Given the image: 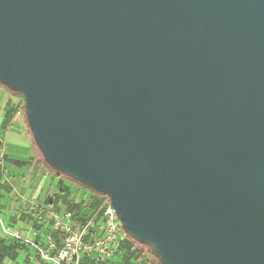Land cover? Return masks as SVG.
I'll return each mask as SVG.
<instances>
[{"label": "water", "instance_id": "water-1", "mask_svg": "<svg viewBox=\"0 0 264 264\" xmlns=\"http://www.w3.org/2000/svg\"><path fill=\"white\" fill-rule=\"evenodd\" d=\"M0 84L161 264H264V0H0Z\"/></svg>", "mask_w": 264, "mask_h": 264}, {"label": "crops", "instance_id": "crops-1", "mask_svg": "<svg viewBox=\"0 0 264 264\" xmlns=\"http://www.w3.org/2000/svg\"><path fill=\"white\" fill-rule=\"evenodd\" d=\"M36 155L37 150L20 99L0 84V218L2 228L10 232L20 231L24 237H31L35 229L41 235L45 234L44 229L34 226V222H37L38 213L46 211L45 208L51 209L43 201L47 202L52 179L42 171V167H38ZM43 188L48 190L45 200V194L41 195ZM97 198L100 200L101 197ZM4 217L8 224L3 220ZM2 228L0 264H42L31 248L6 239ZM51 229L54 230L52 226ZM51 234L53 237L59 235L56 231Z\"/></svg>", "mask_w": 264, "mask_h": 264}, {"label": "built area", "instance_id": "built-area-1", "mask_svg": "<svg viewBox=\"0 0 264 264\" xmlns=\"http://www.w3.org/2000/svg\"><path fill=\"white\" fill-rule=\"evenodd\" d=\"M100 213L103 222L101 237L93 241H87L83 233L75 228L70 212L64 216H55L53 220L52 228L62 237L60 243H57L55 237L41 235L37 229L32 230V238L24 237L20 231L5 230L1 218L0 227L6 239L31 248L42 264H81L85 257L95 263H106L115 257L118 246L127 236L107 196H102ZM38 220L44 223L43 217H38Z\"/></svg>", "mask_w": 264, "mask_h": 264}, {"label": "rangeland", "instance_id": "rangeland-1", "mask_svg": "<svg viewBox=\"0 0 264 264\" xmlns=\"http://www.w3.org/2000/svg\"><path fill=\"white\" fill-rule=\"evenodd\" d=\"M6 89H8V88H6ZM9 91L13 95H15L17 98H19L20 103L22 104L21 97L18 96L16 93L12 92L11 90H9ZM22 109H23V105H22ZM24 117H25V115H24ZM25 119H26V117H25ZM35 150H37V146H35ZM36 159L39 162V163H37L38 167H42V171L45 172L46 174H48L49 178L52 179V182H51L52 185L49 188V196L54 197V195H58V194H60V196H61L60 197V203H59L61 214L73 212L76 217H78L79 219L80 218L82 219V223L79 225L77 224L78 226L76 225V221H74V223H75V228L78 231L83 233L85 239H89V237H91L90 231L92 229H95L97 231V233L102 232L103 222H102V215L100 213L102 197L100 198L99 201H97V200L95 201V200H93V197L95 196V194H93L91 191H89V188L86 187L88 189L87 190L86 188L76 184L75 182L71 181L70 179H68L66 177L57 176L44 163L43 157L41 156V154L38 150H37ZM36 167H37V165H36ZM48 184H49V180H48ZM60 189H64L65 191H68V193H69L68 197L62 196L63 194L60 193ZM46 191H48V190L46 188H43L41 195L43 193L45 194ZM46 196L47 195L45 194L43 200H45ZM43 203L46 206L48 205V201L47 202L43 201ZM45 210L47 211L46 208H45ZM43 212H45V211L43 210ZM48 212H50V214H48V217H45V218L43 217L44 223L37 220V222H34V226H38V227L44 229V233H45L44 235L45 236H52L53 237V235L51 234L52 231L54 234V230L51 229V226H52L51 214L54 213V210H52V211L48 210ZM3 220L5 221V223L8 224V220L5 217L3 218ZM34 226H33V228H36ZM55 238L58 240H61L62 237H60V235H57ZM136 246L138 247V249L140 251L143 252V257L145 256V253H147L149 251V247H145V246L143 247L142 245L140 246L139 244H136ZM86 259L87 258L81 260V264H86V261H87ZM120 264H125V263L123 261ZM128 264H145V260H144V258H140V259L135 260L133 263H128Z\"/></svg>", "mask_w": 264, "mask_h": 264}, {"label": "trees", "instance_id": "trees-1", "mask_svg": "<svg viewBox=\"0 0 264 264\" xmlns=\"http://www.w3.org/2000/svg\"><path fill=\"white\" fill-rule=\"evenodd\" d=\"M22 105H23L22 111H23V113L25 115V107H24L23 100H22ZM26 124H27V121H26ZM27 126H28V124H27ZM33 142H34V140H33ZM34 144H35V142H34ZM35 146H36V144H35ZM37 150L39 151L38 148H37ZM40 154H41V152H40ZM41 156L43 157L42 154H41ZM43 161L48 166V164L45 162L44 158H43ZM50 170L53 171L57 176L66 177V176L61 175L60 173L52 170L51 168H50ZM66 178H68V177H66ZM71 181H73V180H71ZM73 182H75V181H73ZM75 183L78 184V185H80V186H82V187H84V188H86L85 186H83V185H81V184H79L77 182H75ZM89 191H91L92 193L95 194V196L93 197V200H95V201L96 200L99 201L97 197L104 196V195L97 194L93 190H90L89 189ZM60 193L63 194L62 196H65V197L66 196L68 197V194H69L68 191H65L64 189H60ZM54 197L53 196L52 197L51 196H48V199H47L48 204L51 207L50 211L54 210V213L51 214V215H54L51 218V224H53V220H54L55 215L56 216H64L65 215V214L64 215H61V210H60V205H59V203H60V197H61L60 194L54 195ZM46 212H48V210L45 211V212L41 211L40 213H38V217H44V218L45 217H48V213H46ZM70 213H72L73 220L76 221V225L77 224L79 225V224L82 223V219L81 218L79 219L78 217H76L73 212H70ZM38 217H37V220H38ZM90 232H91V237H89V239H86L87 241H93V240L99 239L101 237V232L100 233H97V231L95 229H92ZM56 233L58 234V232H56ZM56 240H57V243H60L61 242V240H58V239H56ZM136 244H138V243L130 240L127 237L125 239V241H123L121 243V245L118 246L117 251L115 253V257L111 261H108L106 263H95L92 260H90L89 258L85 257V258H87L86 259L87 260L86 261V264H120L123 261H124L125 264H128V263H133L135 260L140 259V258H144L145 264H161L159 262L158 258L154 255V253L150 249V247H149V251L147 253H145V256L143 257V252L138 249V247L136 246ZM142 246L144 247V245H142ZM145 247H148V246H145ZM85 258H83V259H85Z\"/></svg>", "mask_w": 264, "mask_h": 264}]
</instances>
